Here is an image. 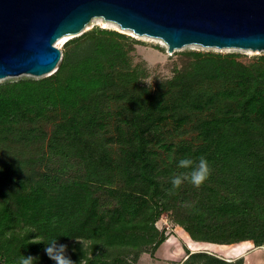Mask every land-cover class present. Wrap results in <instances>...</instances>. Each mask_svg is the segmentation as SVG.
Here are the masks:
<instances>
[{"label": "trees", "instance_id": "1", "mask_svg": "<svg viewBox=\"0 0 264 264\" xmlns=\"http://www.w3.org/2000/svg\"><path fill=\"white\" fill-rule=\"evenodd\" d=\"M135 43L95 27L51 75L0 82V264H53V238L74 264H137L168 238L162 212L194 242L264 246V52L189 51L149 81ZM201 156L209 179L173 188Z\"/></svg>", "mask_w": 264, "mask_h": 264}, {"label": "water", "instance_id": "2", "mask_svg": "<svg viewBox=\"0 0 264 264\" xmlns=\"http://www.w3.org/2000/svg\"><path fill=\"white\" fill-rule=\"evenodd\" d=\"M98 16L160 38L169 51L191 44L264 51V0H0V79L51 75L62 59L56 41Z\"/></svg>", "mask_w": 264, "mask_h": 264}, {"label": "rangeland", "instance_id": "3", "mask_svg": "<svg viewBox=\"0 0 264 264\" xmlns=\"http://www.w3.org/2000/svg\"><path fill=\"white\" fill-rule=\"evenodd\" d=\"M103 21L105 20H103L102 18L101 20H91L89 22L90 24H87V28H85L83 32L91 30L95 27H100L109 30H116L137 40L138 43L134 44L135 49L130 52L131 63L133 65L144 63V65L150 71V77L148 79L149 81H153L155 77L171 76L174 63L179 62V60L184 57V54L189 51L222 53L235 52L240 53L243 56L242 58L244 60H248L251 57L262 54L264 52L236 48L219 49L214 47H204L196 44L186 45L174 51H169L168 45L159 38H154L147 35H138L126 29H120V27H115L113 25L110 26V24H103ZM81 34L82 33L74 36H69L65 40H62V38H60L56 41L55 44L62 51L65 42ZM22 77L41 78L30 74H21L18 76H9L0 79V82L15 80ZM9 151L11 153V150ZM169 216L170 215L168 212H162L157 222L158 228L168 234V238L158 247L153 256L150 254H144L137 264H183V261L186 259L187 248L192 251L199 249L209 250L210 252L226 259H238L244 256V264H264V247L260 246L256 248L253 247L252 243L251 248H246L237 244L213 245L209 243L206 244L194 242L189 239L188 234L181 227L172 225Z\"/></svg>", "mask_w": 264, "mask_h": 264}, {"label": "clouds", "instance_id": "4", "mask_svg": "<svg viewBox=\"0 0 264 264\" xmlns=\"http://www.w3.org/2000/svg\"><path fill=\"white\" fill-rule=\"evenodd\" d=\"M178 166L190 171L181 173L172 178L173 188H179L185 181H188L196 187L202 186L211 175V168L208 160L201 156L198 161H193L190 158H183L179 161ZM264 247V246H262ZM45 252L53 261V264H74V262L67 256V246L58 243V240L53 238L45 244ZM34 257L21 256L18 264H35ZM83 264V261H81Z\"/></svg>", "mask_w": 264, "mask_h": 264}, {"label": "bare ground", "instance_id": "5", "mask_svg": "<svg viewBox=\"0 0 264 264\" xmlns=\"http://www.w3.org/2000/svg\"><path fill=\"white\" fill-rule=\"evenodd\" d=\"M101 18H102L103 20H105L103 17H99V16H98V17H94V18H92L91 20H92V21H94L95 19H96V20H97V19H98V20H99V19L101 20ZM105 21H106V22H105ZM105 21H103V24H110V26L113 25V26H115V27H120V29H122L121 26H120L119 24H117L116 22L109 21V20H105ZM113 23H114V24H113ZM89 24H90V23H89ZM86 28H87V27H86ZM123 30H124V29H123ZM128 31H131V30H128ZM131 32H133V31H131ZM68 37H69V36H64V37H62V40H65V39H67ZM159 39H160V38H159ZM62 40H61V41H62ZM161 40H162V39H161ZM163 42H164V41H163ZM164 43H165V42H164ZM165 44H166V43H165Z\"/></svg>", "mask_w": 264, "mask_h": 264}]
</instances>
